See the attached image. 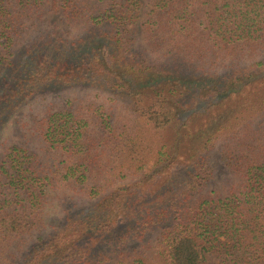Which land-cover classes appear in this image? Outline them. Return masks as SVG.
Here are the masks:
<instances>
[{
    "label": "trees",
    "instance_id": "1",
    "mask_svg": "<svg viewBox=\"0 0 264 264\" xmlns=\"http://www.w3.org/2000/svg\"><path fill=\"white\" fill-rule=\"evenodd\" d=\"M39 95L2 142L0 264H264V0H0V130Z\"/></svg>",
    "mask_w": 264,
    "mask_h": 264
},
{
    "label": "rangeland",
    "instance_id": "2",
    "mask_svg": "<svg viewBox=\"0 0 264 264\" xmlns=\"http://www.w3.org/2000/svg\"><path fill=\"white\" fill-rule=\"evenodd\" d=\"M50 21H53V19H50ZM72 94H76L77 96L80 97H84L86 95V92L83 90L80 91H74L72 92V90L67 91L65 93L66 96H70ZM94 96V93L93 95ZM58 96H49L47 97L46 95H39L36 96L34 98H32L29 101H26L25 104L20 108V110L18 111V113H16L11 119L10 121L4 126V128H2L0 130V154H2L3 148H2V142L4 140H7L8 143H12L15 141V135L17 133L20 132L19 128H18V124L20 122V120H22V122L24 121H28L31 117L32 114H37L40 110H41V100L43 101L44 98L47 99H55ZM105 95H102L101 93L99 94V99L101 101H106L104 98ZM103 98V99H102ZM107 103V101H106ZM31 133H27V136H30ZM36 140L32 141L33 144V148L35 147H39V144H36ZM218 162V158L217 156L214 157L213 160V165L216 169V173H217V179H216V186L218 184H220L221 180H222V176H223V172L222 169L220 167V165L217 163ZM138 178L136 177H126L124 179H118L117 181H114V183L111 185V187H109L107 189L106 192H111L113 189H115L116 187H122L125 185H129L133 182H135ZM105 195V194H104ZM103 195V196H104ZM102 196V195H101ZM100 195H98L95 198H90V197H84V196H80V195H76L73 200L71 202H69L71 205H85V204H92L94 202H96L99 199ZM47 208V217H46V227L44 229V232L42 233H35L33 234V240H35L38 237H42L44 235H46V233L48 234L52 228L54 227H59L62 223L63 220V211H62V203L60 201L59 197H54L53 199L50 200V202L46 205ZM155 234H151V236L147 237L146 241L150 240V242L153 243L154 238H155ZM208 259V263L209 264H216L218 261L211 255L207 256Z\"/></svg>",
    "mask_w": 264,
    "mask_h": 264
}]
</instances>
